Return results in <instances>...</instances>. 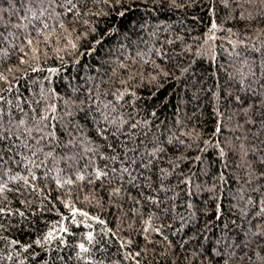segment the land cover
I'll use <instances>...</instances> for the list:
<instances>
[{"label":"trees","instance_id":"trees-1","mask_svg":"<svg viewBox=\"0 0 264 264\" xmlns=\"http://www.w3.org/2000/svg\"><path fill=\"white\" fill-rule=\"evenodd\" d=\"M0 264H264V0H0Z\"/></svg>","mask_w":264,"mask_h":264},{"label":"snow or ice","instance_id":"snow-or-ice-1","mask_svg":"<svg viewBox=\"0 0 264 264\" xmlns=\"http://www.w3.org/2000/svg\"><path fill=\"white\" fill-rule=\"evenodd\" d=\"M31 43V41H29V44ZM23 62V61H22ZM46 118V117H45ZM217 130H219V129H217ZM125 171H127V169H125ZM99 175V174H98ZM84 215H87L86 213H84ZM90 238V237H89ZM82 249L84 248V246L83 245H81L80 246ZM85 251H86V249H84Z\"/></svg>","mask_w":264,"mask_h":264}]
</instances>
